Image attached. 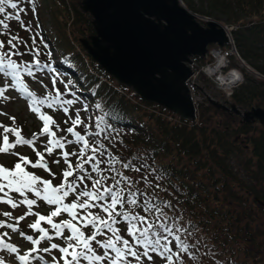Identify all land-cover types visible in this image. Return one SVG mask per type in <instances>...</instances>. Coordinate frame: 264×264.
Here are the masks:
<instances>
[{
	"label": "trees",
	"instance_id": "trees-1",
	"mask_svg": "<svg viewBox=\"0 0 264 264\" xmlns=\"http://www.w3.org/2000/svg\"><path fill=\"white\" fill-rule=\"evenodd\" d=\"M36 3L40 28H35L37 21L31 11L21 13V19L24 25L31 21L33 31H39L47 43L40 59L50 65L45 70H55L59 75V89L63 92L64 83L72 81L69 87L89 105L88 111H83L86 122L90 116L103 114L95 109L97 102L104 111L111 109L119 114L121 119L116 126L121 130L123 142L106 141L109 152L124 161L147 155L158 172L167 174L164 184L167 194L161 192L160 196L173 201L175 209L169 215L180 216V223L187 229L182 238L187 242L198 241L197 249L193 250L195 258L187 257L182 264H206L208 259L209 264H264V125L243 122L239 115L207 102L197 104L196 119L191 121L141 100L117 83L82 47L80 39L94 31L91 17L81 10L80 0H36ZM21 6H26V0ZM186 7L233 26L231 34L238 55L264 78V0H199V5L187 0ZM6 23L13 35L18 33L31 46L29 33L20 22ZM39 39L37 44L43 48ZM195 59L199 64L204 62L202 58ZM241 70L243 79L233 88L229 100L241 110L264 107V79L244 67ZM66 119L64 115L63 126H71L70 122L64 123ZM78 147L70 145L69 152ZM70 159L75 167V158ZM115 167L119 169L121 165ZM126 174L134 176L130 171ZM35 207L41 210L34 212L49 214V206L42 201ZM32 217L33 221L37 219L35 215ZM61 219L70 217L62 214L54 218L56 222ZM41 226L49 227L46 222H41ZM117 226L125 235L126 225L122 222ZM20 228L29 229L23 224ZM53 242L62 243L59 239ZM144 262L164 264L155 257L154 262L146 259Z\"/></svg>",
	"mask_w": 264,
	"mask_h": 264
},
{
	"label": "snow or ice",
	"instance_id": "snow-or-ice-1",
	"mask_svg": "<svg viewBox=\"0 0 264 264\" xmlns=\"http://www.w3.org/2000/svg\"><path fill=\"white\" fill-rule=\"evenodd\" d=\"M22 4L25 0H0V14H3L0 36L5 37L0 39V77L4 80L0 86V102L12 99L5 93L9 89L14 90L26 101L28 110L37 116L42 127L39 133L25 138L20 128L0 124L3 129L0 133V154L19 156L11 168L0 164V205H7L12 210L21 206L27 208L20 216H13L12 211H0V215L8 218L0 219V229L18 233L31 245L21 254L17 245L5 240V237L9 240L11 237L3 231L0 232V252L14 256L17 264H144L145 259L154 262V257L163 260L164 264H182L187 257L194 259L193 250L197 249L198 241L187 242L182 238L181 234L187 229L180 223V216L169 215V211L175 209L173 201L160 196L161 192L167 194L164 186L167 174L158 172L147 155L124 161L109 152L106 141L109 144L116 139L123 142L121 130L116 126L121 119L119 114L111 109L104 111L102 104L97 102L94 107L103 114L90 116L86 122L81 118V111L87 112L89 105L69 87L72 84L70 80L64 83L62 92L57 87L56 76L51 78L52 89L44 96H38L29 89L25 75L35 79L36 72L44 71L50 65L43 64L40 59L43 49L48 48L44 38L39 31H33L31 21L24 25L21 19V13L31 11L37 21L35 28H40L36 0H26V6ZM12 20L20 22L29 33L31 46L18 33H11L6 21ZM37 37L43 48L38 46ZM25 54L32 55L31 62L23 60ZM47 55L50 56L51 52ZM93 95L96 93L93 92ZM65 96L72 98L65 99ZM77 103L82 104V108L74 107ZM44 108L62 111L67 116L64 123L67 125L70 122L71 126L61 129ZM70 111L74 113V118ZM0 115L7 114L0 112ZM10 119L15 123V117ZM57 131L74 139L57 136ZM9 133L15 137L14 140L10 141ZM42 137L45 139L42 140ZM38 141L43 152L36 150ZM66 145L79 147L69 152ZM18 146L31 147L38 159L32 162L15 152ZM57 150L60 158L52 162L59 164L62 160L67 165L59 184L27 170L29 166L40 168L55 178L56 174L49 168L45 154L53 156ZM70 157L75 158V167ZM117 164L121 165L119 169L115 167ZM126 171L134 176L127 175ZM38 201L49 206L48 215L33 211ZM62 214H67L70 219L56 222L54 218ZM32 215L37 219L27 227L38 233L35 238L20 228V222ZM41 222H46L49 227L41 226ZM122 222L126 225L125 235L117 226ZM57 239L62 243L53 242ZM45 241L47 246L41 247ZM0 264H6L3 257H0Z\"/></svg>",
	"mask_w": 264,
	"mask_h": 264
},
{
	"label": "water",
	"instance_id": "water-1",
	"mask_svg": "<svg viewBox=\"0 0 264 264\" xmlns=\"http://www.w3.org/2000/svg\"><path fill=\"white\" fill-rule=\"evenodd\" d=\"M80 7L91 17L94 32L80 43L92 60L141 100L195 121L186 85L191 57H203L210 44H228L229 25L211 18L202 24L181 0H80ZM208 100L243 122L264 125V107L241 110L229 100Z\"/></svg>",
	"mask_w": 264,
	"mask_h": 264
},
{
	"label": "rangeland",
	"instance_id": "rangeland-1",
	"mask_svg": "<svg viewBox=\"0 0 264 264\" xmlns=\"http://www.w3.org/2000/svg\"><path fill=\"white\" fill-rule=\"evenodd\" d=\"M181 1L186 6L187 0H181ZM190 1L193 4L199 5V0H190ZM197 15L199 17V20L204 22L205 16L201 17V15L200 16H199V14H197ZM219 22L221 24L225 25L223 22H221V21H219ZM225 50H227L228 54H229L228 60H229L230 66L227 67L226 69H224L223 72H227V71L231 70V68H234L235 70L239 71L238 66H242L244 64L243 61L240 58L239 59L237 58V55L235 54V52L233 51V49L230 46L228 48H225L223 51H225ZM23 60L26 62L32 61L31 58L27 54H25L23 56ZM231 65L235 66V67H231ZM241 69H242V67H241ZM245 69L248 72H250L252 75H254L258 78H259V76L261 77V75L260 74L258 75V73H256V71H254V69H252L251 67L248 66V67H245ZM36 78H37L36 80L28 79L27 77L25 79V83L29 86V89L31 91H34L35 93L44 94L45 90L46 91L51 90V88H52L51 74H48V75H46V73L37 74ZM211 78H213V77H211ZM40 81H43V83H40ZM240 82L241 81H239V83ZM3 83H4L3 78H0V86H2ZM58 84H60L59 78H57V86H58ZM213 84H214L213 82H211L210 80H207V82L205 84V90H206V92L210 93L212 96L219 97L220 95L215 90L216 88H215V85H213ZM45 85H47V88L45 87ZM46 91H45V93L47 94ZM5 95L12 97V99L4 100V101L0 102V112L7 114V115H0V124H3L5 126L20 128L21 134L25 138H31L33 133H39L41 130L42 123L37 119V116L35 114H33L32 112H30L28 110V105H27L26 101L18 93H16L12 89H9L8 92L5 93ZM64 98L68 99V98H70V96H68V97L65 96ZM74 107L80 108L78 103ZM44 111L47 112L49 115L53 116V119L56 121V124H58L61 129L65 128L63 126V122L61 123V120H62L63 116L65 115L62 111H58V110L54 111V110H49L47 108H44ZM70 115H73V112L70 111ZM169 116H172V114H169ZM10 117H15V123H13V121L10 119ZM81 118L84 119L83 111H81ZM21 125H23V126H21ZM52 127H53V131H56L55 126H52ZM35 129H37L38 131L33 132V130H35ZM2 132H3V129L0 128V133H2ZM8 135H9L10 141L15 139V137L11 133H9ZM60 135L68 136L67 133H62V132L57 131V136H60ZM68 138H70V137L68 136ZM41 139L43 140L45 138L42 137ZM28 148H29V146H18L16 149H14V151L18 152L22 156L28 157V153H27ZM67 148L68 147L66 146V150H67ZM36 150H38V151L40 150L41 152H43V147L41 146L39 141L36 143ZM2 156H4L8 160H11L13 158V155H9V154H2ZM28 158L30 159V157H28ZM58 158H60L59 157V150H57V152L53 156H49L47 158V160L49 161V165L54 164V168L56 169V172H57L56 178H57V180H59L61 182L62 171H63V168H66V167H65L62 160H61V163H59V164L52 162L53 159H58ZM27 170L32 171L37 175H42L45 173V171H41V170L35 171L31 167H28ZM13 195L15 196L16 194H13ZM29 197H30V194H29ZM0 211H12L13 216H20V215H23L25 211H27V208L25 206H21L19 209L12 210L7 205H0ZM0 219H8V218L0 215ZM30 221H31V218L26 217L25 220L20 222V224H25L26 222L30 224ZM9 222L15 223V221H12V220H9ZM3 231H7L9 233V236L11 237L10 240L8 239V237H5V240H7L10 243L17 245L21 249V254H23V251H26L29 247H31L30 243L28 244L26 240L22 239L21 237H19L15 233H12L10 229L5 228V229L0 230V232H3ZM54 254L57 255L58 253H55V251H54ZM0 257H3L5 259L6 264H17V262L14 259V256H10L7 252H0ZM209 263H210V259H208V263H206V264H209ZM144 264H148V263L144 262Z\"/></svg>",
	"mask_w": 264,
	"mask_h": 264
},
{
	"label": "built area",
	"instance_id": "built-area-1",
	"mask_svg": "<svg viewBox=\"0 0 264 264\" xmlns=\"http://www.w3.org/2000/svg\"><path fill=\"white\" fill-rule=\"evenodd\" d=\"M211 56L213 57V61L207 63L203 68L202 71L209 76H213L215 80L218 82L219 87L226 90L227 93H230V88L234 85L233 82L237 77L234 74L233 77L230 75L231 70L223 73L222 66L227 65L228 63V56L227 52L222 51L221 49H212L210 52ZM229 77V82L224 83L223 78ZM230 78L232 80H230ZM189 85H198L201 84L198 78V71H195L188 81Z\"/></svg>",
	"mask_w": 264,
	"mask_h": 264
},
{
	"label": "bare ground",
	"instance_id": "bare-ground-1",
	"mask_svg": "<svg viewBox=\"0 0 264 264\" xmlns=\"http://www.w3.org/2000/svg\"><path fill=\"white\" fill-rule=\"evenodd\" d=\"M230 80H232V79L230 78ZM223 82H224V83H228V82H229V77H224V78H223Z\"/></svg>",
	"mask_w": 264,
	"mask_h": 264
}]
</instances>
